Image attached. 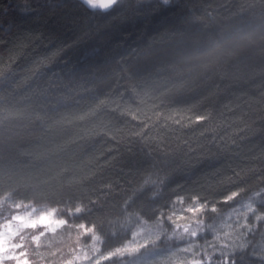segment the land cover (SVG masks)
<instances>
[{
	"label": "trees",
	"instance_id": "1",
	"mask_svg": "<svg viewBox=\"0 0 264 264\" xmlns=\"http://www.w3.org/2000/svg\"><path fill=\"white\" fill-rule=\"evenodd\" d=\"M256 25L264 0H0V211L56 209L72 234L34 261L66 263L80 226L106 254L179 203L212 223L260 194L257 222L195 253L264 264V43L191 58Z\"/></svg>",
	"mask_w": 264,
	"mask_h": 264
},
{
	"label": "rangeland",
	"instance_id": "2",
	"mask_svg": "<svg viewBox=\"0 0 264 264\" xmlns=\"http://www.w3.org/2000/svg\"><path fill=\"white\" fill-rule=\"evenodd\" d=\"M116 1L112 0L110 8ZM259 199L260 194H257L243 201L212 223L197 219L201 209L199 204L185 207L179 203L173 211L177 221H170L169 228L161 222L142 225L127 244L106 254L101 253L100 240L93 230H84L80 226L79 231L89 237L64 264H199L196 248L211 260L208 252L216 246L219 249L226 246L247 225L249 218L254 222L259 220L256 215ZM12 210L5 215L0 211V245L7 247V251L0 254L2 264H44L34 261L31 245L40 248L42 244H54L72 237L67 222L56 209L30 204L17 205ZM185 210L191 216L187 217ZM9 256L17 258L8 259ZM113 260L117 262L113 263ZM206 264L211 262L208 260Z\"/></svg>",
	"mask_w": 264,
	"mask_h": 264
},
{
	"label": "clouds",
	"instance_id": "3",
	"mask_svg": "<svg viewBox=\"0 0 264 264\" xmlns=\"http://www.w3.org/2000/svg\"><path fill=\"white\" fill-rule=\"evenodd\" d=\"M264 43V25H256L244 32H232L214 41L203 51L191 57L194 60L213 62L225 54H229L240 45Z\"/></svg>",
	"mask_w": 264,
	"mask_h": 264
},
{
	"label": "water",
	"instance_id": "4",
	"mask_svg": "<svg viewBox=\"0 0 264 264\" xmlns=\"http://www.w3.org/2000/svg\"><path fill=\"white\" fill-rule=\"evenodd\" d=\"M81 2L83 5H85L87 8L91 10H96V11H105L110 8L112 4L111 2H107V0H78Z\"/></svg>",
	"mask_w": 264,
	"mask_h": 264
},
{
	"label": "snow or ice",
	"instance_id": "5",
	"mask_svg": "<svg viewBox=\"0 0 264 264\" xmlns=\"http://www.w3.org/2000/svg\"><path fill=\"white\" fill-rule=\"evenodd\" d=\"M107 2H111V0H107ZM7 251V247L0 245V254H2L3 252ZM17 257L15 256H9L8 259H16ZM0 264H2V261H0Z\"/></svg>",
	"mask_w": 264,
	"mask_h": 264
}]
</instances>
